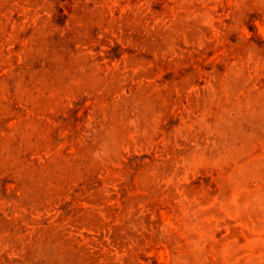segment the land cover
<instances>
[{"label":"rangeland","instance_id":"374dc122","mask_svg":"<svg viewBox=\"0 0 264 264\" xmlns=\"http://www.w3.org/2000/svg\"><path fill=\"white\" fill-rule=\"evenodd\" d=\"M0 264H264V0H0Z\"/></svg>","mask_w":264,"mask_h":264}]
</instances>
